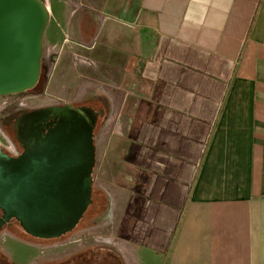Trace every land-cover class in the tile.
Returning a JSON list of instances; mask_svg holds the SVG:
<instances>
[{
  "label": "crops",
  "instance_id": "0c3cea01",
  "mask_svg": "<svg viewBox=\"0 0 264 264\" xmlns=\"http://www.w3.org/2000/svg\"><path fill=\"white\" fill-rule=\"evenodd\" d=\"M43 1L44 89L104 110L131 194L123 259L264 264V0Z\"/></svg>",
  "mask_w": 264,
  "mask_h": 264
},
{
  "label": "water",
  "instance_id": "95a60500",
  "mask_svg": "<svg viewBox=\"0 0 264 264\" xmlns=\"http://www.w3.org/2000/svg\"><path fill=\"white\" fill-rule=\"evenodd\" d=\"M47 21L43 0H0V95L36 86ZM43 111L54 125H41ZM103 112L64 103L15 123L22 152L10 156L0 143V227L14 218L26 233L44 239L75 228L92 203L94 129Z\"/></svg>",
  "mask_w": 264,
  "mask_h": 264
},
{
  "label": "rangeland",
  "instance_id": "374dc122",
  "mask_svg": "<svg viewBox=\"0 0 264 264\" xmlns=\"http://www.w3.org/2000/svg\"><path fill=\"white\" fill-rule=\"evenodd\" d=\"M45 59L49 61V72L53 64L58 60L57 46H44L43 49ZM61 53V51H60ZM43 58V56H42ZM41 76L36 86L23 92L16 93L17 98H27L33 105L46 104L50 102H66L59 101L47 94L45 88L48 78ZM66 98H64L65 100ZM88 104L89 101H86ZM101 125H97L95 138L98 137V158H101L105 153V140L107 135H104L100 140L99 130ZM0 142L6 148H10V143L0 135ZM116 169L111 163L102 162L100 159L95 162L93 170V194L91 207L88 206L86 215L80 219L79 224L67 234L55 239H34L28 236L21 227L18 231L21 236H15L13 232L10 235L6 230L0 231V264H48L55 262L58 259L69 257L72 262L75 259V254L84 250H99L101 254L103 248H109L117 251L122 258L124 264H132L131 260L123 259L121 247L123 244L124 252H132V244L126 241H119L121 235L126 237L131 228L132 207L129 199L131 194L128 192V186L123 183L122 172H118L115 177ZM113 181L112 187H106L107 183ZM119 182V183H118ZM125 186V190H124ZM127 206V207H126ZM122 243V244H121ZM84 251V252H86ZM107 253L105 252L97 260L91 264H108L106 262Z\"/></svg>",
  "mask_w": 264,
  "mask_h": 264
},
{
  "label": "flooded vegetation",
  "instance_id": "af4514ba",
  "mask_svg": "<svg viewBox=\"0 0 264 264\" xmlns=\"http://www.w3.org/2000/svg\"><path fill=\"white\" fill-rule=\"evenodd\" d=\"M15 95H16V93L0 95V135L5 139V141H8L10 143V148H6L2 142H1V145H2L3 152L9 154L10 156L19 155V153L22 152V148L15 138V132H14V127H13L15 125V123H16V125H18L19 122L24 123V119L27 118V114L29 112H34V111L36 112V110L44 109L46 107L62 105L64 103H70V102H58L57 101V102H50V103H46V104L33 105V104H31V101L29 99L17 98V97H15ZM73 105H75V104H73ZM85 105L91 106L95 109L100 108L96 101H89L88 105L87 104H85ZM75 106H78V105H75ZM46 114H49V117L46 119H43L46 116ZM41 119L45 120V122H42L41 125H54L53 116L51 113H49L47 111L42 112ZM96 128H97V125L95 126L94 131H96ZM92 194H93V191H92ZM92 204H93V201L89 207H91ZM88 210L89 209H87L86 211H88ZM84 214L86 215V212ZM1 216H2V212L0 209V217ZM19 227H21V226L19 225L18 221H16L14 218H11L9 221L5 222L0 227V231L6 230L9 235L13 232V234L15 236H21L20 232L18 231ZM13 234L10 236L15 237ZM26 234L28 236H30L31 238H34L36 240L37 239H42V240L44 239V238H38V237L31 236L28 233H26ZM52 239H55V238H52Z\"/></svg>",
  "mask_w": 264,
  "mask_h": 264
},
{
  "label": "trees",
  "instance_id": "16d2710c",
  "mask_svg": "<svg viewBox=\"0 0 264 264\" xmlns=\"http://www.w3.org/2000/svg\"><path fill=\"white\" fill-rule=\"evenodd\" d=\"M104 252L101 254L99 250H90L89 251H80L75 254V259L72 262L73 259L66 257L63 259H58L55 262H50L48 264H91L92 261L97 260L101 255H103L105 252L107 253L106 262L108 264H124L122 262L121 256L118 254L117 251H113L109 248H103Z\"/></svg>",
  "mask_w": 264,
  "mask_h": 264
},
{
  "label": "built area",
  "instance_id": "2783aa9c",
  "mask_svg": "<svg viewBox=\"0 0 264 264\" xmlns=\"http://www.w3.org/2000/svg\"><path fill=\"white\" fill-rule=\"evenodd\" d=\"M60 51H61V50H59V52H58L57 54H59V53H60ZM57 58H58V55H57ZM0 143H1V142H0Z\"/></svg>",
  "mask_w": 264,
  "mask_h": 264
}]
</instances>
